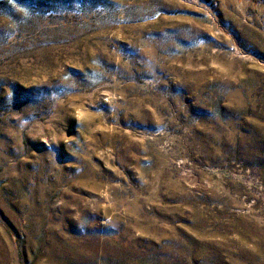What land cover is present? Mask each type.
I'll list each match as a JSON object with an SVG mask.
<instances>
[{"label":"rangeland","instance_id":"obj_1","mask_svg":"<svg viewBox=\"0 0 264 264\" xmlns=\"http://www.w3.org/2000/svg\"><path fill=\"white\" fill-rule=\"evenodd\" d=\"M0 264H264V0H0Z\"/></svg>","mask_w":264,"mask_h":264}]
</instances>
